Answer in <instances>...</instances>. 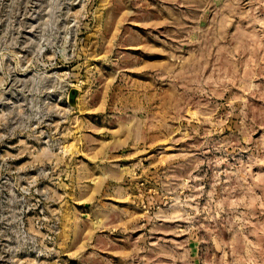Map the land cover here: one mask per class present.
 Returning <instances> with one entry per match:
<instances>
[{"label":"rangeland","instance_id":"obj_1","mask_svg":"<svg viewBox=\"0 0 264 264\" xmlns=\"http://www.w3.org/2000/svg\"><path fill=\"white\" fill-rule=\"evenodd\" d=\"M0 264H264V0H0Z\"/></svg>","mask_w":264,"mask_h":264}]
</instances>
